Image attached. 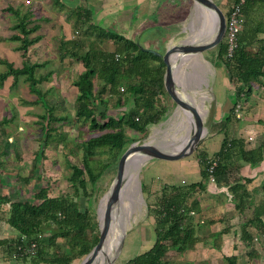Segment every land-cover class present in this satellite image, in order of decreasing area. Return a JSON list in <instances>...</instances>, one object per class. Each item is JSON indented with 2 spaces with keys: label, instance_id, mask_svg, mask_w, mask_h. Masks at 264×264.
<instances>
[{
  "label": "trees",
  "instance_id": "obj_1",
  "mask_svg": "<svg viewBox=\"0 0 264 264\" xmlns=\"http://www.w3.org/2000/svg\"><path fill=\"white\" fill-rule=\"evenodd\" d=\"M239 1L233 0V3L237 4ZM245 1L243 13L249 23L239 36L238 47L233 56L229 57L227 44H221L218 55L227 71L229 83L236 84L235 107L245 93H251L253 84L264 86V41H261L262 45L258 49H253L259 36L264 35V20L253 17L259 9L264 11V0ZM8 11L19 20L13 28L18 34L11 39L20 43L18 50L23 52L26 58L29 48L42 39L41 36L30 37L38 32L40 27L35 24L30 13L21 15V12L12 9ZM83 12L86 20L91 21L90 11L84 9ZM96 30L99 31V44L90 45L83 55L81 44L75 41L68 47L70 44L67 46L64 43L59 47V59L63 62L70 56L79 61V57H83L84 70L73 81L77 89L75 115L77 120L88 122L92 132L100 134L81 143L83 167L69 164L72 196H50L48 188L45 187L36 191L34 202L18 201L11 195L0 196V210L2 205L10 206L7 223L20 234L18 239L0 241V247L5 248L4 252L2 251L4 256H14L26 262L30 261L31 264H73L90 254L99 243V226L96 216L88 208L82 210L78 199L82 196L90 199L88 186L97 184L106 169L119 158L128 145L130 140L126 135L127 128L145 133L149 126L158 124L166 116V108L160 106L162 95H168L164 79L166 64L162 56L148 52L138 42L94 25H89L85 33ZM109 40L116 46L112 52L101 48L102 45L107 46ZM2 62L7 71L0 72V87H3L10 77L14 78L13 86H16L18 79L25 76L31 92L43 95L39 85L47 81L52 73L37 77L36 70L41 64H30L26 61L23 66L16 67L8 60ZM98 80L101 81L99 85ZM123 85H127L125 93L120 90ZM112 99H117L118 107L125 108L115 117L108 114ZM97 103L105 107L103 112H100ZM45 106L47 110L41 116L45 122L41 139L44 148L48 147L53 139L52 132L58 129L53 127V122L64 121L62 117L55 115L53 107ZM235 107L231 116L235 114ZM231 116L226 119V123L230 121ZM7 123L9 120L6 118L0 121L3 131ZM3 154L8 152L4 151ZM103 154L109 155V159L113 161L96 171L93 159ZM43 156L44 149L38 157ZM199 159L203 177L201 183L187 187H166L158 201L149 205V212L155 218L156 242L147 252L129 260V264H173L172 252L182 255L193 249L198 242L193 213L200 212L198 201H193V196L206 191L203 182L210 178L207 169L211 162H217L214 176L217 182H220L234 172L239 173L243 163L253 166L264 161V142L255 149H247L245 139L225 134L221 150L212 159L205 153H201ZM29 179L26 178L25 182H29ZM236 187V192L241 189L238 185ZM238 209L240 212L244 210L242 205H239ZM260 219L261 214L257 213L255 220ZM45 234L49 235L48 239ZM245 234L244 241L251 244V234ZM60 239L65 241L71 255L53 251L58 248ZM32 243L37 244L36 253L23 255L20 248H27ZM248 258L254 264H260L262 260L254 248L248 252ZM227 260L229 264L237 263L236 257H229Z\"/></svg>",
  "mask_w": 264,
  "mask_h": 264
},
{
  "label": "rangeland",
  "instance_id": "obj_2",
  "mask_svg": "<svg viewBox=\"0 0 264 264\" xmlns=\"http://www.w3.org/2000/svg\"><path fill=\"white\" fill-rule=\"evenodd\" d=\"M213 1L227 12L230 11L234 4L233 0ZM201 8L203 10H200L198 15L186 19L182 24L184 27H193L196 31L199 30L198 38L203 35L201 39L205 40L208 38L209 31L213 27H210L211 24L208 20L211 19V12L205 6ZM253 17L264 20V11L259 9ZM192 21L193 24H191ZM248 23L249 20L247 16H245V25ZM179 26L181 27V24ZM186 32V34L180 33L179 36L175 35L174 42L171 46L180 45V43L186 41L188 37H190V31ZM6 34H9V31L6 32ZM77 36L79 37V35ZM261 41H264V35L259 36L258 41L253 46L254 50L262 45ZM225 43L226 40L224 39L222 44ZM16 45L17 43L11 44L10 42L0 45V72L7 71V67L2 62L5 60L15 63L16 67H20V52L15 49ZM89 46L88 44L87 47L82 49L83 55L89 50ZM115 47L116 46L113 45L111 41L107 42V46H101L103 50L108 52L114 51ZM219 48L220 45L199 56L205 66H203L204 68H198V70L204 75L209 72L208 74L212 77L211 80H209L212 88L207 87L206 89L208 111H201L200 113L209 129L212 120L216 118L220 119L222 115V112H219L216 99H220L221 94H226L229 101L234 100L233 94L235 93L236 85L234 82L230 83L227 86L228 90H224V79L221 72L223 75L225 74V76L228 74H226L227 71L218 56ZM166 50L167 49H162L164 53ZM31 57L32 60L42 65L36 70L37 77H43L48 75V73H52V76H50L47 81L39 85V89L43 93L42 96L31 92L30 84L25 76L18 79L16 86H13L14 78L10 77L5 82L4 86L0 87V121L4 118L9 120V123L5 124L3 127L5 131L0 128V196L11 193L13 199L24 202H34L36 191L43 187L48 188L50 196H72L73 188L70 182L71 170L69 164L83 167V150L81 143L92 136L100 134L99 132H92L89 128V123L77 120L75 115L77 89L73 85V81L76 80L84 70L82 63L83 57H79V59L81 58L79 61L71 58V61L67 60L66 63L61 62L60 59H58V57L56 58L55 54H51V52L49 53L48 61L42 60V57L35 53H31ZM29 63L32 64L31 62ZM219 70L221 72H219ZM182 73L185 74L184 66H180L176 74L182 78ZM100 82L101 81L98 80L97 84L99 85ZM126 88L127 85L121 86V92L125 93ZM185 88H188L190 91ZM185 88L184 93L186 96L192 94L193 89L191 85ZM253 90L255 93L254 97H252ZM199 98L200 95H197L196 104L200 106L201 101ZM116 102L117 99H112L108 110V114L113 117L118 116L120 111L125 110V108L118 107ZM160 103V106L165 107L167 110L166 116L158 124L149 126L145 133L127 128L126 135L130 141L126 149L134 143L150 144L157 147L172 149V147L177 145V142L181 140L180 137L186 135V133L175 135L172 127L169 126L170 120L174 119L172 117L178 112L176 110L177 106L170 96L162 95ZM238 103L241 106L239 117L236 114L231 116L230 112V132L237 137H243L244 133L241 130V128H245V126L242 127L243 125L249 127L256 125L260 128V130L256 132V141L261 137L264 138V86L253 84L251 93L249 95L245 93L244 96L238 100ZM45 105H47L48 108L53 107L55 109V115L64 119V121L58 120L53 122V127H58V129L52 132L54 137L46 148L42 146L41 142L45 126V122L41 119V116L44 115L47 110ZM97 105L100 112L105 110V107L98 103ZM177 109H179V107ZM99 120L102 123L101 119ZM196 132L197 128L195 132H192V135H195ZM251 136L252 134L249 137ZM251 138L254 140V137ZM42 149H44V156L39 158L38 156L41 154ZM4 151H7L8 154H3ZM201 151L202 150H200L199 153H201ZM111 160L107 154L98 155L93 159L94 168L96 171H99L100 167L106 163H111L113 161ZM118 160L119 158L112 162L111 166L106 169L95 186H88V194L90 193L91 195L90 199L83 196L78 199L82 210L88 208L91 213L96 216L98 226L100 208L105 204V200L112 189V185L116 178ZM144 167L145 165L140 169L137 174V179L133 182L137 203L135 205V210L129 211V216L127 215L125 220L126 228L123 229V234L119 236L116 241V249L113 252L112 264H129V260L138 256L143 250L145 251L148 249V247L150 248L152 242L156 239V234L152 228L155 218L149 212L150 201L147 199L144 189H142V184L144 185L145 182L150 183L149 180L154 178V180H151V185H147L146 187L150 186L151 188L159 189L160 179L151 175L144 177V174H146L148 170L143 172ZM150 169V171L155 173V167ZM26 178H30L29 182H25ZM8 207L10 206L2 205L1 209H5V212H0V215L7 214L9 211ZM48 236L49 235L45 234L46 239H48ZM53 251L71 255L64 240L60 241L58 248ZM206 254V251L203 250L196 254H191L190 256L172 253L171 259L173 264H229L227 260L229 257L226 255ZM7 257L10 258L14 256ZM86 257L87 256L80 260H76L73 264H82ZM236 259V264H254L252 261H249V259L247 260L245 254L237 256ZM263 263L264 259L261 260L260 264Z\"/></svg>",
  "mask_w": 264,
  "mask_h": 264
},
{
  "label": "crops",
  "instance_id": "obj_3",
  "mask_svg": "<svg viewBox=\"0 0 264 264\" xmlns=\"http://www.w3.org/2000/svg\"><path fill=\"white\" fill-rule=\"evenodd\" d=\"M8 9L21 12V15L30 13L35 24L40 27L38 32L32 34L30 37L41 36L42 39L29 48L26 58L23 52L18 50L20 43L11 39L14 35L18 34V31L13 28L19 20ZM84 9L90 11L91 21L86 20L83 12ZM200 10L202 8L191 0H0V45L9 42L11 44L17 43L15 49L20 52V67L26 61L32 64H40L32 60L31 53L40 55L42 60H47L51 52V54H55L56 58L58 57L59 59V47L64 43L67 46L70 44L68 46L70 47L76 41L79 45L81 44L82 49L87 47L88 44L92 45L97 42L99 44L100 37L98 30L87 32L88 34L85 33L89 25H94V27H100L106 31L116 32L126 39L138 42L144 48L155 50L162 55L164 54L162 49L172 47L174 36H179L180 33L186 34V31H190V37L180 44L200 43L215 36L220 22L216 16H210L211 19H208L211 24L210 27L213 28L209 31L208 38L205 40L201 39L203 35L198 38L199 30L196 31L193 27H184L182 24L186 19L198 15ZM180 24L181 27L179 26ZM8 31L9 34H6ZM109 41L113 44L112 40ZM194 57L205 66L199 56ZM67 60L71 61V57H67L63 63H66ZM184 68L186 75L182 73V78L176 75L177 82L182 86L183 91L186 86H192V69L185 66ZM219 72L221 71L219 70ZM208 73L205 76L208 79V87L212 88L209 82L212 77ZM221 75L224 79V90L227 91V86L230 84L228 75L225 76L222 72ZM185 89L188 90V88ZM192 89V94L188 95L187 98L189 101L194 102L195 92L193 86ZM233 95L234 100L232 101L227 99L226 94H221L220 99H216L219 112L221 111L222 115L220 119L216 118L212 120L210 137L201 151V153H205L211 159L221 150L225 134L237 137L230 132V121L225 122L230 116L234 102H236L235 94ZM254 95L253 90L252 97ZM204 102L205 112H207V100ZM177 108L176 110L178 111L180 108ZM180 111L182 110L180 109ZM244 126L245 128H241L244 136L239 138L245 139L247 149L259 147L264 142L263 137L256 141V132L260 128L256 125L250 127L243 125L242 127ZM251 134L254 140L250 139L251 137L249 136ZM180 139L177 145H184L189 141ZM201 153H196L187 159L176 162H154L146 165L143 168V172L148 170L144 174V177L151 175L160 179L159 189H154L150 186L146 187L147 185H151V180H154V178L149 180L150 183L145 182L144 185L142 184V189H144L146 197L150 201L149 205H153L158 201L166 187H187L192 184L201 183L203 181L199 159ZM152 167H155V173L150 171ZM203 184L206 186V191L193 196V201H198L200 211L197 214L193 213L194 224L198 233V242L193 249L186 251L182 255L190 256L203 250L206 251V255L221 254L228 257H237L245 254L248 260V252L254 248L263 260L264 161L253 166L243 163L239 173L234 172L220 182H217V180L216 182H211L208 179ZM236 185L241 187L237 192L235 191L237 189ZM6 195L12 196L11 193ZM6 195L4 194L3 196ZM239 205H242L243 212L239 211ZM0 212H5V209H1ZM8 212L7 214L0 215V241L20 238L19 232L11 228L7 223ZM257 213L261 214V219L258 221L255 220ZM153 225L152 228L155 232V219L153 220ZM245 232L251 234V244L244 241V237H246ZM155 242L156 239L152 242L151 247ZM150 248H145L146 250H143L140 254L147 252ZM4 250L5 248L0 247V264H31L30 261L26 262L17 257L8 258L7 255L4 256Z\"/></svg>",
  "mask_w": 264,
  "mask_h": 264
},
{
  "label": "water",
  "instance_id": "obj_4",
  "mask_svg": "<svg viewBox=\"0 0 264 264\" xmlns=\"http://www.w3.org/2000/svg\"><path fill=\"white\" fill-rule=\"evenodd\" d=\"M198 6H205L210 12H215L219 17V25L217 32L213 38L209 40L202 41L200 43L187 44L183 43L180 45L172 46L164 54L152 49H145L150 53L158 56H162L163 61L166 64L165 73V88L168 95L173 100L175 105L180 106L184 110L190 111L195 117V123L197 132L184 145H175L172 149L165 147H157L150 144H131L127 149L124 148L122 154L119 157L117 164L116 178L112 185V189L109 193L107 200V208L105 210V215L103 217L102 223L99 220L100 226V239L99 243L94 247L90 254L83 260L82 264H87V261L92 256H97L100 252L105 249L106 241L109 235L110 227L112 224V210L121 199V193L123 189V178L125 171L127 169L130 154L132 152H140L139 156L142 157V166L148 165L150 163H166V162H176L183 159H187L196 153H199L203 149L204 144L210 137V129L205 124L203 116L196 109V107L189 102L187 96H183L181 86L177 82L176 77V61H182V59H187L194 56H200L203 53L210 51L222 44L225 39L227 32V25L229 14L221 6H219L213 0H191ZM185 94V93H184ZM113 260L109 263L112 264Z\"/></svg>",
  "mask_w": 264,
  "mask_h": 264
},
{
  "label": "bare ground",
  "instance_id": "obj_5",
  "mask_svg": "<svg viewBox=\"0 0 264 264\" xmlns=\"http://www.w3.org/2000/svg\"><path fill=\"white\" fill-rule=\"evenodd\" d=\"M210 14L214 17L217 16L215 12H211ZM180 66H185L192 69L191 83L195 92V101L194 102L189 101V102L193 104L196 107V109L201 113V111H205V108L203 109V107L205 106L204 101L207 100L206 89L208 87V79L206 78L207 76H205L201 71L198 70V68L203 67V65L200 63V61L197 58L192 57V58L182 59V61L179 62L176 61V72ZM182 95L184 96L185 94L182 93ZM197 95H200L199 98L201 101L200 106L196 104ZM178 107L181 108L180 106ZM181 109L182 111H180L179 109L176 115L172 117L174 119L170 120L169 126L172 127V130L174 131L175 135L186 133L187 136H183L180 138L185 140H190V137L192 139L194 136V135L193 136L190 135H192L193 134L192 132L193 131L195 132L196 130L195 117L193 113H191L190 111L184 110L183 108ZM139 153L140 152H132L130 154L127 169L125 171L123 178V189L121 193V199L119 201L120 204L117 203L112 210V215H111L113 219L111 224L112 227L111 230L109 231L105 249L102 252H100L96 257L92 256L91 258H89L87 264H109L112 261L113 252L116 249L115 248L116 241L118 237L123 234L122 233L124 231L123 229L126 228L125 227L126 217L130 210H135V205L137 203L136 202L137 197H136V193L134 192L135 187H133V182H135V180L137 179V174L142 166V157L139 156L140 155ZM107 200L108 197L106 198L103 207L100 208L99 214H100L101 223L105 215V210L107 208Z\"/></svg>",
  "mask_w": 264,
  "mask_h": 264
},
{
  "label": "built area",
  "instance_id": "obj_6",
  "mask_svg": "<svg viewBox=\"0 0 264 264\" xmlns=\"http://www.w3.org/2000/svg\"><path fill=\"white\" fill-rule=\"evenodd\" d=\"M245 0H240L237 4H234L230 11H228L229 14V19H228V25H227V32L225 36L226 44L228 47V56L232 57L233 54L235 53V50L238 47V41H239V36L243 31L244 25H245V15L243 13V7L245 5ZM118 57V56H117ZM241 106L237 105L235 108V114L239 117V112H240ZM253 140V138H250ZM217 166V162L213 161L211 162V165L207 169L209 172V179L211 182H216V178L214 176L215 168ZM37 249V244L32 243L29 247L27 248H20V251L24 255H34L36 253Z\"/></svg>",
  "mask_w": 264,
  "mask_h": 264
}]
</instances>
